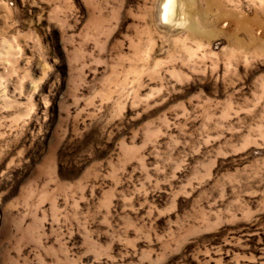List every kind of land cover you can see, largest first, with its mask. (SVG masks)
<instances>
[{
  "label": "rangeland",
  "instance_id": "obj_1",
  "mask_svg": "<svg viewBox=\"0 0 264 264\" xmlns=\"http://www.w3.org/2000/svg\"><path fill=\"white\" fill-rule=\"evenodd\" d=\"M0 264H264V0H0Z\"/></svg>",
  "mask_w": 264,
  "mask_h": 264
},
{
  "label": "bare ground",
  "instance_id": "obj_2",
  "mask_svg": "<svg viewBox=\"0 0 264 264\" xmlns=\"http://www.w3.org/2000/svg\"><path fill=\"white\" fill-rule=\"evenodd\" d=\"M170 1V0H169ZM171 2H169L168 4H167V7H166V15L169 13L168 12V9H169V4H170Z\"/></svg>",
  "mask_w": 264,
  "mask_h": 264
}]
</instances>
